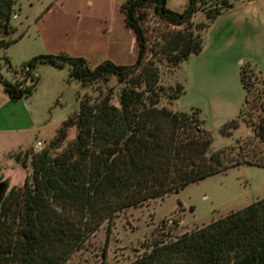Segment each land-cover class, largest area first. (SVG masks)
I'll list each match as a JSON object with an SVG mask.
<instances>
[{
	"label": "trees",
	"instance_id": "16d2710c",
	"mask_svg": "<svg viewBox=\"0 0 264 264\" xmlns=\"http://www.w3.org/2000/svg\"><path fill=\"white\" fill-rule=\"evenodd\" d=\"M212 2L189 0L178 12L167 0H126L121 8L138 41L133 64L106 59L93 67L84 57L48 53L23 66L69 64L71 77L84 85L116 75L124 86L120 105L112 102V93L99 101L85 95L78 114L62 122L49 146L33 153L32 175L24 186L11 187L0 203V264H66L105 221L112 222L131 206L179 192L235 164L264 166V102H259L264 72L256 65H241L245 101L239 115L220 128L222 136L232 137L242 115L253 107L261 109L259 121H248L261 145L253 147L251 160L248 140L210 153L214 136L200 126L201 109L189 113L161 104L164 98L178 100L186 91L182 83L175 89L162 83L163 63L179 66L200 54L204 30L233 6L232 0H221L225 8L213 4L208 21L195 22L200 6ZM15 3L0 0L2 35L17 31L10 25ZM0 81L10 98L18 100L33 92L37 79L26 86L0 73ZM252 87L258 91L255 103ZM72 126L77 135L63 147ZM125 264H264V197L177 238H160Z\"/></svg>",
	"mask_w": 264,
	"mask_h": 264
},
{
	"label": "rangeland",
	"instance_id": "374dc122",
	"mask_svg": "<svg viewBox=\"0 0 264 264\" xmlns=\"http://www.w3.org/2000/svg\"><path fill=\"white\" fill-rule=\"evenodd\" d=\"M125 1L16 0L10 25L17 31L10 35L0 34V73L5 80L26 86L37 81L33 92L18 100L10 98L0 81V182L9 183L8 191L13 186H24L27 176L33 173V153L49 146L62 122L78 114L80 100L85 95L90 96L92 101H99L112 93V102L120 105L124 86L116 75L84 85L80 79L71 77L69 64L57 66L40 62L28 74L23 66L34 57L48 53L84 57L93 67L106 59L120 64L135 63L138 41L135 31L125 21L121 8ZM238 1L241 0H232V4ZM188 2L167 0V5L182 12ZM216 3L225 8L221 0L202 4L195 22L206 23L207 10ZM239 19L243 21L242 14L217 17L203 32L206 41L210 40L209 53L218 56L215 63L206 68L218 75L217 86L205 87L211 90L206 94L212 99L211 104L198 94L200 78L196 74L181 98H164L161 104L189 113L197 104L194 108L201 109L200 126L212 131L214 136L210 153L236 145L238 140H248L246 150L250 154L247 157L251 160L254 157L253 147L261 145L248 121H259L260 108H250L239 118L240 127L233 130L232 137H224L220 133L226 121L239 115L245 101L241 65L251 62L264 72V36H253L255 39L250 40L244 34ZM260 21L264 23V20ZM150 23L156 28L154 21ZM254 26L259 34H264L261 25L254 23ZM10 39L9 44H1V40ZM182 63L179 66L163 63L162 83L175 89L179 81L186 82L187 62ZM197 63L196 59L191 62V73L197 72ZM251 89V102L255 103L259 100L258 91L255 87ZM219 95L221 101L217 100ZM259 102H264V96ZM76 135L77 127H70L63 147ZM39 143L42 146L36 148ZM260 153L263 157L262 151ZM262 197L264 166L235 164L227 171L190 183L179 192L120 212L112 222L105 221L66 264L128 263L150 249L160 238H177Z\"/></svg>",
	"mask_w": 264,
	"mask_h": 264
},
{
	"label": "crops",
	"instance_id": "0c3cea01",
	"mask_svg": "<svg viewBox=\"0 0 264 264\" xmlns=\"http://www.w3.org/2000/svg\"><path fill=\"white\" fill-rule=\"evenodd\" d=\"M232 14H238V15L242 14L243 15V21H240V19H239V21L241 23V26L244 29L243 30L244 34L250 40L253 39L254 37L258 38L259 36H261V37L264 36V34H259V32L255 29V26H254V23H256V24H259V26L261 25V27L264 28V23H261V21H260V20H264V0H241V1L235 2V4L232 7H230L226 11H224L222 13V15L218 18H222V17H224V15L230 16ZM247 14H251L252 16L247 15ZM209 42H210V40L206 41V38H205L203 51L200 54L191 55L185 61L187 63H185V62L182 63V64L185 63V65H186V72H185L186 82H181V81H179V82L182 83L186 89H189L192 78H194L193 76H194V74H196L198 76V78H200V82H199L198 87H197V90L199 92L198 94L203 95L204 98L206 100H208L209 103L211 104L212 99H210L209 96L206 95L207 92L211 91V90H209L208 88H205V87H212L214 85L217 86L218 75L215 71L207 70L206 68L208 66L212 65L213 63H215V61H216L215 59L218 56H213L209 53L210 52L208 50L209 49V44H208ZM217 55H220V53ZM195 59L198 61V63H197L198 64V70L195 73L194 72L191 73L190 64ZM207 80H209V81H207ZM201 84H202V86H201ZM219 85H220V83H219ZM217 97H218L217 100L221 101L220 95ZM198 101H199V99H198ZM195 105H197V104H194L193 108L196 107Z\"/></svg>",
	"mask_w": 264,
	"mask_h": 264
},
{
	"label": "water",
	"instance_id": "95a60500",
	"mask_svg": "<svg viewBox=\"0 0 264 264\" xmlns=\"http://www.w3.org/2000/svg\"><path fill=\"white\" fill-rule=\"evenodd\" d=\"M9 183L7 181L0 182V203L8 192Z\"/></svg>",
	"mask_w": 264,
	"mask_h": 264
},
{
	"label": "built area",
	"instance_id": "2783aa9c",
	"mask_svg": "<svg viewBox=\"0 0 264 264\" xmlns=\"http://www.w3.org/2000/svg\"><path fill=\"white\" fill-rule=\"evenodd\" d=\"M26 69V73L29 71L30 72V68L29 67H27V68H25ZM28 74V73H27ZM30 75V74H29ZM28 76V75H27ZM39 145H41V143H39L37 146H39Z\"/></svg>",
	"mask_w": 264,
	"mask_h": 264
}]
</instances>
